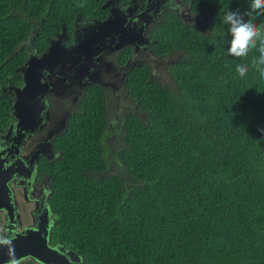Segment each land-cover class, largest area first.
<instances>
[{"label":"trees","instance_id":"trees-1","mask_svg":"<svg viewBox=\"0 0 264 264\" xmlns=\"http://www.w3.org/2000/svg\"><path fill=\"white\" fill-rule=\"evenodd\" d=\"M103 2L0 0V122L10 106L1 85L19 79L25 43L42 51L62 23L103 16ZM249 6L192 0L191 10L210 11L205 29L174 13L151 29L156 55H185L171 65L168 87L145 65L130 68L125 84L137 109L113 118L108 91L106 107L95 85L78 97L46 172L52 235L84 264H264V78L251 66L256 49L228 54L221 21Z\"/></svg>","mask_w":264,"mask_h":264},{"label":"flooded vegetation","instance_id":"flooded-vegetation-1","mask_svg":"<svg viewBox=\"0 0 264 264\" xmlns=\"http://www.w3.org/2000/svg\"><path fill=\"white\" fill-rule=\"evenodd\" d=\"M191 6L192 0H104L102 8L105 10V14L103 16L82 19L77 15L72 26L66 27L62 23L64 31L62 32L61 25V30L55 33L42 51L38 52L33 47L31 40L25 43L27 52L25 60L28 56H41L52 41H59L64 47H69L76 43V36L80 40L84 39L83 35L90 33L96 22L107 19L112 15V12L125 18L123 27L130 31L137 30L144 25L143 34L147 39L146 43L135 41L132 44H125L119 49H111L109 37H106L105 42L101 44L92 42V47L88 48L85 53L89 54L87 55L89 58L88 67L81 80L73 78L72 62L74 58L73 61H65L60 67L56 66L52 73H43L41 80L44 82L45 77L49 76L47 81H49L50 89L42 97L39 122L32 129L22 128L21 130L14 115L16 89L22 85L21 69L25 61L16 68V75L19 78L16 83L6 82L1 85V91L9 94L10 106L8 121L0 122V167L5 169L10 166L11 175L6 182L5 201H8V207L7 205L0 206V241L5 242L7 239L15 238L16 235H23L27 240L29 238L30 250L38 251L45 259L49 260L43 262L28 254L7 264H84L79 253L52 235L55 225V213L50 204L53 187L46 167L61 154L56 138L64 133L68 116L73 111L78 97L88 86L95 85L103 90L106 107L107 91L108 98L111 97L110 91L114 95L116 94L119 102L117 108L121 102L124 108L119 112L120 107L111 114L108 103L109 112L112 117L115 116L114 118L122 115L127 108L137 109L125 84V76L132 66L145 65L149 70L150 79L167 87L173 85L170 67L183 58L185 51H173L174 55H156L151 45L156 39L150 35V31L163 23L170 13L176 14L185 23H195L197 28L199 27L196 22L198 20L202 29H205V22L210 11L205 7L195 12L191 10ZM116 38L117 35H115ZM83 52L85 51L77 52L79 55L71 54L70 56L75 59L79 58V62L80 60L84 62L85 54ZM122 53L129 54L127 60L120 64L119 57ZM64 54L61 59H64ZM0 187H2L1 181Z\"/></svg>","mask_w":264,"mask_h":264},{"label":"water","instance_id":"water-1","mask_svg":"<svg viewBox=\"0 0 264 264\" xmlns=\"http://www.w3.org/2000/svg\"><path fill=\"white\" fill-rule=\"evenodd\" d=\"M113 16V17H112ZM198 28L202 30L201 23L197 20ZM125 18L116 13L112 12L107 19L98 21L91 29L90 33H85L84 39L75 37V42L69 47H64L59 41H52L49 46L43 51L41 56L27 57L24 66H22V85L16 89V99L14 102L15 107V119L18 120L17 124L22 128H34L36 123L39 121L40 106L42 104L43 95L50 89L49 76L45 77V81L42 82L43 73L53 72L54 68L60 67L65 61H74V77L75 79L81 80L85 71L88 67V57L85 54L87 49L91 48L93 43L98 42L99 44L105 42L106 37H109V43L112 45L111 49H119L125 44H132L135 41L137 43H146L144 25L139 27L137 30H129L124 28ZM64 31V25L62 24V32ZM115 35L117 38L115 39ZM82 38V37H81ZM79 39V40H78ZM99 46V45H98ZM97 49V47H96ZM98 50V49H97ZM81 51L85 54L84 62L79 58L71 57L70 55H79ZM79 52V53H77ZM92 52L93 49H92ZM64 59H61L62 54ZM55 84V83H53ZM1 165V162H0ZM10 166L5 169L0 167V206L8 207V201H5L7 193L6 182L11 175L9 170ZM29 240V238H28ZM23 235H16L15 238L7 239L5 242L0 241V264H7L18 260L19 258L28 254L33 255L37 259L48 262L38 251L30 250V244ZM34 246V245H33Z\"/></svg>","mask_w":264,"mask_h":264},{"label":"clouds","instance_id":"clouds-1","mask_svg":"<svg viewBox=\"0 0 264 264\" xmlns=\"http://www.w3.org/2000/svg\"><path fill=\"white\" fill-rule=\"evenodd\" d=\"M254 13L264 16V0H250L249 10L243 14L238 10H228L221 21L227 26L230 36L228 54L237 58L247 57L251 50L256 49L259 55L253 58L251 66L264 78V24L257 25L254 22ZM235 71L243 78L247 75L248 66L237 64Z\"/></svg>","mask_w":264,"mask_h":264},{"label":"rangeland","instance_id":"rangeland-1","mask_svg":"<svg viewBox=\"0 0 264 264\" xmlns=\"http://www.w3.org/2000/svg\"><path fill=\"white\" fill-rule=\"evenodd\" d=\"M111 93H110V95H111V97L109 98V101H108V103H109V106H110V111H111V114H113L115 111H117L120 107V109H119V112H121L122 110L121 109H123L124 107L122 106V102H121V104H120V106L117 108V103H119L118 102V97H116L115 95H114V93L112 92V91H110ZM122 92V91H121ZM116 93H118L117 92V90H116ZM119 99H121L120 97H119ZM128 109V108H127ZM126 110V109H125ZM115 116H113V118H114Z\"/></svg>","mask_w":264,"mask_h":264},{"label":"bare ground","instance_id":"bare-ground-1","mask_svg":"<svg viewBox=\"0 0 264 264\" xmlns=\"http://www.w3.org/2000/svg\"><path fill=\"white\" fill-rule=\"evenodd\" d=\"M151 4H152V3H151ZM155 8H156V7H155ZM153 15H154V14H153ZM11 166H12V165H11ZM22 168H23V167H22ZM22 168H21V169H22ZM18 170H19V169H18ZM23 170H24V169H23ZM21 171H22V170H21ZM27 173H28V172H27ZM23 174H24V173H23ZM42 227H43V226H42ZM41 230H42V229H41ZM48 237H49V236H48ZM43 245H44V244H43Z\"/></svg>","mask_w":264,"mask_h":264}]
</instances>
